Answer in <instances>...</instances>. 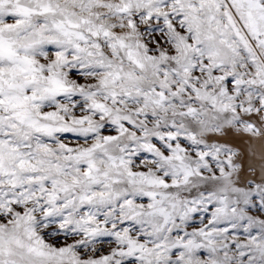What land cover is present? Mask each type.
Returning <instances> with one entry per match:
<instances>
[{"label": "snow or ice", "instance_id": "snow-or-ice-1", "mask_svg": "<svg viewBox=\"0 0 264 264\" xmlns=\"http://www.w3.org/2000/svg\"><path fill=\"white\" fill-rule=\"evenodd\" d=\"M0 264H264V0H0Z\"/></svg>", "mask_w": 264, "mask_h": 264}]
</instances>
